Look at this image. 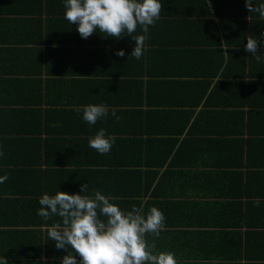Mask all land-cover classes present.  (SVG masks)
<instances>
[{
	"label": "crops",
	"instance_id": "obj_1",
	"mask_svg": "<svg viewBox=\"0 0 264 264\" xmlns=\"http://www.w3.org/2000/svg\"><path fill=\"white\" fill-rule=\"evenodd\" d=\"M242 1L162 0L137 60L115 54L135 46L126 34L82 39L62 0H0L9 264H60L66 252L47 238L38 199L86 183L121 208L160 209L164 228L146 239L177 264H264V63L226 42L260 39L264 18L235 15ZM101 103L109 116L95 125L75 111ZM99 128L115 137L108 154L88 147Z\"/></svg>",
	"mask_w": 264,
	"mask_h": 264
},
{
	"label": "clouds",
	"instance_id": "obj_2",
	"mask_svg": "<svg viewBox=\"0 0 264 264\" xmlns=\"http://www.w3.org/2000/svg\"><path fill=\"white\" fill-rule=\"evenodd\" d=\"M62 3L64 19L75 24L82 39L97 32L116 39L126 34L135 41L128 59L137 60L144 55L149 27L160 19L163 4L162 0H62ZM245 6L264 18V0L255 6L253 0H245ZM260 37H247L244 50L258 63H264V32ZM115 54L124 57L125 51L119 49ZM75 111L88 125L109 116L108 107L102 103L86 104ZM111 116L119 119L115 110ZM114 143L115 137L104 128L88 138V147L100 154H108ZM7 178V174L0 175V183ZM115 201L116 197L100 189L89 191L87 183L81 185L79 193L58 188L54 194L44 192L39 197L37 215L44 221L52 219L43 226L47 238L56 249L66 252L60 264H177L174 252L158 249L154 241L146 239V234L159 237L165 225L163 212L156 206L145 209L143 204L121 208ZM252 203L259 206L261 200L257 198ZM0 264H9L4 255H0Z\"/></svg>",
	"mask_w": 264,
	"mask_h": 264
},
{
	"label": "trees",
	"instance_id": "obj_3",
	"mask_svg": "<svg viewBox=\"0 0 264 264\" xmlns=\"http://www.w3.org/2000/svg\"><path fill=\"white\" fill-rule=\"evenodd\" d=\"M237 6H240V9L242 10V12L241 13H239V14H236L235 13V15H244V16H247L249 13L251 14V15H254V17L256 16V14L254 13V12H250V10L245 6V0H243L242 1V4L241 5H237ZM261 27L263 28L264 26H263V24L261 25ZM242 35H243V40L241 41V40H238L239 41V43L238 42H236L235 40V42H231L230 40H229V37H226V42H227V44L230 46V45H239V46H237V48H241L242 46H244V44H245V42H247L246 41V39L245 38H247L246 37V34H244V33H241ZM244 42V43H243ZM127 44V43H126ZM125 44V45H126ZM243 44V45H242ZM123 50H125V49H123ZM241 50H242V48H241ZM242 51H245V50H242ZM241 51V52H242ZM131 53V51L130 50H126V53H125V56L123 57V58H128V56H129V54ZM242 53H244V52H242Z\"/></svg>",
	"mask_w": 264,
	"mask_h": 264
}]
</instances>
